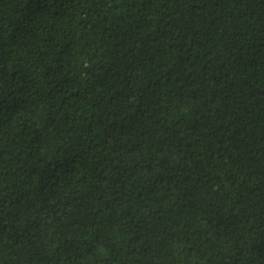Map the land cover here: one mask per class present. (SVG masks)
<instances>
[{
    "label": "trees",
    "instance_id": "trees-1",
    "mask_svg": "<svg viewBox=\"0 0 264 264\" xmlns=\"http://www.w3.org/2000/svg\"><path fill=\"white\" fill-rule=\"evenodd\" d=\"M0 264H264V0H0Z\"/></svg>",
    "mask_w": 264,
    "mask_h": 264
}]
</instances>
